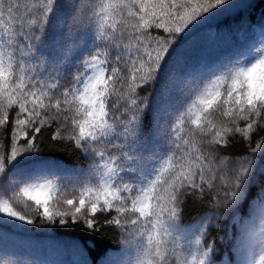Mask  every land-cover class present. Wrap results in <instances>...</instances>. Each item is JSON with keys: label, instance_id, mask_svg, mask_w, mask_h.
Returning a JSON list of instances; mask_svg holds the SVG:
<instances>
[{"label": "snow or ice", "instance_id": "1", "mask_svg": "<svg viewBox=\"0 0 264 264\" xmlns=\"http://www.w3.org/2000/svg\"><path fill=\"white\" fill-rule=\"evenodd\" d=\"M234 7L0 0V226L103 224L123 245L104 264H217L212 230L231 220L234 264H264V23L226 63L185 71L189 36ZM44 129L87 164L45 159ZM189 206L206 211L185 225Z\"/></svg>", "mask_w": 264, "mask_h": 264}, {"label": "trees", "instance_id": "2", "mask_svg": "<svg viewBox=\"0 0 264 264\" xmlns=\"http://www.w3.org/2000/svg\"><path fill=\"white\" fill-rule=\"evenodd\" d=\"M234 3L236 7L189 36L183 49L186 54V73L213 70L259 39L260 26L264 23V0H234ZM42 131L43 135L38 139L45 159L68 169L69 173L87 164L85 157L71 141H53L52 130ZM4 143L7 155L8 141L5 139ZM244 150L242 143L229 149L233 154H242ZM253 204L250 198L242 206L240 215L247 217ZM205 211V207L189 206L184 213V224L197 220ZM99 218L101 222L104 219L103 216ZM212 236L217 241V264L222 261L224 264L229 261L234 264V246L241 240V225L231 220L222 221L218 230H212ZM122 249L118 231L103 224L97 232L78 225L0 226V254L22 261L23 264H104L105 261L120 260Z\"/></svg>", "mask_w": 264, "mask_h": 264}]
</instances>
